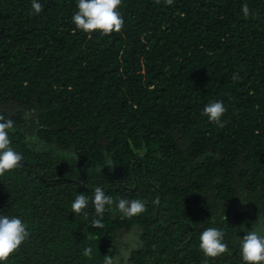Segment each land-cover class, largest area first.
<instances>
[{
	"label": "trees",
	"instance_id": "obj_1",
	"mask_svg": "<svg viewBox=\"0 0 264 264\" xmlns=\"http://www.w3.org/2000/svg\"><path fill=\"white\" fill-rule=\"evenodd\" d=\"M39 3L0 0V115L23 156L0 176V214L30 233L0 264H245L241 239L264 236V0H122V30L90 38L77 0ZM212 101L223 128L202 114ZM97 186L114 201L102 217ZM80 193L87 215L71 211ZM119 199L146 211L126 218ZM208 227L228 246L215 258Z\"/></svg>",
	"mask_w": 264,
	"mask_h": 264
},
{
	"label": "clouds",
	"instance_id": "obj_2",
	"mask_svg": "<svg viewBox=\"0 0 264 264\" xmlns=\"http://www.w3.org/2000/svg\"><path fill=\"white\" fill-rule=\"evenodd\" d=\"M159 4L160 0H156ZM166 5H172L174 0H164ZM122 0H77V11L72 16V23L76 29L88 34L89 38L94 32L107 36L113 32L119 33L124 26V19L118 11ZM32 14L38 15L43 11L39 0H32ZM244 17L250 15L247 4L242 6ZM237 75L233 76V80ZM227 109L222 101H212L206 104L202 114L210 123H215L220 128L225 126L222 117ZM14 122L0 115V176L7 171L21 167L23 156L14 150L9 138V130L13 129ZM159 204V197L153 201ZM89 204V197L83 193L77 194L71 204V211L76 215L84 213ZM92 204L97 216L103 215L106 206L114 204L113 198L105 194L101 187L97 186L92 197ZM116 208L126 218L137 216L146 211V202L140 199H119L115 202ZM87 215V213H84ZM94 228L103 227L100 219L92 221ZM30 233L26 224L16 216L0 214V262L6 261L10 255L28 239ZM224 232L215 227H208L199 235V248L205 256L218 257L228 250L227 244L223 242ZM92 248L86 247L83 251L85 257L91 258ZM240 255L245 264H264V236L258 235L256 231H249L240 241ZM103 264H118V260L106 255Z\"/></svg>",
	"mask_w": 264,
	"mask_h": 264
}]
</instances>
